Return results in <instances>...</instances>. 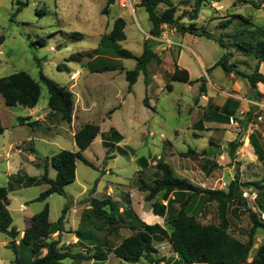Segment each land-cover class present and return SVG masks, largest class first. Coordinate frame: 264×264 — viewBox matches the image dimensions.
Here are the masks:
<instances>
[{
	"label": "rangeland",
	"instance_id": "374dc122",
	"mask_svg": "<svg viewBox=\"0 0 264 264\" xmlns=\"http://www.w3.org/2000/svg\"><path fill=\"white\" fill-rule=\"evenodd\" d=\"M108 1L0 0V36L4 37L0 45V78L26 72L39 81L41 66L46 77L68 90L73 87L77 94L70 124L60 114L48 110L49 93L42 83L36 114L29 108L6 107L0 102L5 128L0 136V188L8 186L11 175L17 177L8 196L13 226L21 233L17 244L30 218L42 211L45 204L50 208V222L56 223L65 206L71 203L63 232L51 236L52 240L59 239L60 250L91 256L99 249L108 255L105 264H132L117 258L114 249L141 230L143 224H159L169 229V220L189 196L173 193L169 201L163 200L166 215H153L152 202L146 201L147 193L139 189V176L152 185L162 175L156 168L158 163H167L177 178L206 190H227L236 174L242 183L264 182V106H260L264 103V85L251 88L246 77L255 72L258 61L235 44V36L242 29L240 16L253 24L252 29L264 28V0H248L258 8L239 0L206 2L197 13L196 0H172L179 24L192 26L198 32L206 31L221 40L226 49L213 40L174 28H169L173 44L160 42L150 35L152 26L148 13L139 6L141 0H118V6L111 8V5L109 15H105L102 12ZM20 2L27 5L16 13ZM165 9L160 4L158 13ZM117 16L126 18V40L114 44L105 37L112 30L111 20ZM76 33L81 36H73ZM40 38L46 39L45 46H31V42ZM146 39L154 41V51L162 63L149 65L147 85L140 74L129 92L126 73L135 69L136 60L117 57L115 48L140 56ZM226 52L227 63L235 65L242 76L227 74L221 67L206 73ZM178 64L190 70L191 80L206 79L205 93L199 90L201 82L189 85L170 81ZM58 65L63 71L58 70ZM106 65H117L124 72H98ZM259 72L264 75V63ZM168 84L171 91L166 88ZM90 85L106 92L96 98L95 104L85 92ZM145 97L149 107L144 104ZM220 115L228 121L218 120ZM18 117L25 118L17 122ZM86 124L100 128L96 140L83 153L94 168L78 161L76 180L66 187V196L54 194L44 202L35 201L47 186L27 187V180L19 186L18 179L40 178L44 173L43 159L61 150L77 152L74 134ZM238 137L241 144L232 160L228 144ZM49 176H56L52 167ZM92 189L95 192L91 193ZM242 194L247 208L264 221V194L246 189H242ZM90 198L116 202L119 211L112 216L114 222L96 215ZM187 212L203 226L219 223L217 203L208 201L204 194L191 198ZM228 217L230 234L246 241L252 223L240 200L230 204ZM78 233L84 238L79 240ZM9 241L0 233V264H13L15 259L14 252L7 248ZM261 245L264 229L260 228L246 264L252 262ZM154 247L157 264H185L169 242L155 241ZM20 255L27 260L33 258L30 247H22ZM64 262L93 264L88 259L66 258ZM134 264L149 263L141 259Z\"/></svg>",
	"mask_w": 264,
	"mask_h": 264
},
{
	"label": "trees",
	"instance_id": "16d2710c",
	"mask_svg": "<svg viewBox=\"0 0 264 264\" xmlns=\"http://www.w3.org/2000/svg\"><path fill=\"white\" fill-rule=\"evenodd\" d=\"M118 0H109L107 6L103 10V14L109 15L110 6ZM223 0H196L194 12L197 13L201 4L206 2H220ZM245 4H251L258 8L253 1L239 0ZM164 4L166 9L162 13H158V7ZM18 13L27 3H18ZM140 7L144 8L148 13L151 23L150 35L153 38H159L162 27L170 28L189 33L198 38L213 40L221 48L226 49L221 40L215 39L206 31L198 32L194 27H185L179 24L176 18V7L172 0H141ZM13 15V17L16 15ZM12 17V21H13ZM197 17V14H196ZM242 21V29L235 36V44L243 53L253 56L257 59V67L252 75L247 76L251 88L256 89L259 84L264 85V75L259 72L261 64L264 63V28L252 29L253 24L244 17H239ZM126 21L123 18L115 19L111 32L105 37L107 40L116 44L126 40ZM73 36L80 37L76 33ZM4 42V37L0 36V45ZM47 43L45 38L31 42V46H45ZM115 53L119 58L135 59L136 67L134 70L126 73L128 81V90L132 92L134 84L140 74L144 75V82L147 85L148 67L155 63L160 65L162 59L154 51V41L146 39L143 44V52L140 56H135L132 52L115 48ZM229 53H225L221 59L212 67L206 70L210 73L217 67H221L227 74H235L242 76L236 69V66L227 63ZM59 71H63L61 66H57ZM67 70V69H66ZM109 71L124 72L122 67L117 65H106L100 69V73ZM39 81H36L26 72H18L10 76L0 78V95L5 100L7 107L23 106L25 108L34 109L41 97L42 83L48 90V108L54 114H60L62 119L70 124L73 119L75 99L73 93L67 88L58 85L53 80L46 77L39 67ZM171 82H182L193 84L201 82L199 90L205 93V78L196 81L190 79V74L186 69L176 66L170 77ZM171 91V85L166 86ZM145 106L149 107L147 97L144 99ZM251 115L248 117L250 120ZM22 118L19 119L21 121ZM218 120L222 122L228 121L227 118L219 116ZM209 121V118H206ZM202 125V121L198 123ZM5 133L0 116V136ZM100 134L99 126L95 124H86L82 126L74 134L77 152L61 150L51 158L43 159L44 173L40 178L25 176L24 179H18V185H23L27 180V187L45 184L47 189L35 199L38 202H44L51 195L57 194L66 196V187L76 180L77 162L81 161L84 165L94 168V165L84 157V152L92 145ZM240 137L234 142L228 144L229 156L235 159V150L240 145ZM35 153V150H32ZM189 153H185L187 156ZM144 162V161H143ZM50 167L55 169L56 176H49ZM161 172V177L156 179L152 185L147 184L141 176H139L140 191L146 192V201L152 202V213L155 216L164 217L167 212V205L163 204V200L169 201L170 196L175 192L189 193V196L181 203L180 208L174 218L169 220V229H165L159 224L147 225L143 224L142 229L132 236L125 238L115 249L114 255L126 263H138L141 259H145L149 264H157L153 257L156 252L154 247L155 241H167L171 244L174 251L179 255L180 261L185 264H246L254 245V238L258 229H264V221L258 214L248 209L242 194V189L255 190L264 194V182L255 181L242 183L239 175L236 174L234 180L229 184L227 190H206L194 186L186 179L177 178L172 168L164 162L156 165ZM17 179L14 175L9 178L7 187L0 188V233L6 235L10 241L7 248L11 249L15 254L13 264H66L64 260L71 258L93 260V264H105L108 255L97 249L91 256L83 254L64 253L59 248V239L52 240L51 236L56 233L63 232V225L71 203H68L62 211V215L56 223L50 222V208L45 204L42 211L34 215L31 219V225L24 231L22 239L16 243L20 232L13 226V218L8 209L9 193L13 191V180ZM95 192L92 189L91 193ZM204 194L208 201L217 203V215L219 223L217 225H201L193 216L189 215L187 210L191 198L195 195ZM160 196L161 199L157 197ZM240 200L247 212L252 226L249 230L246 241H241L233 237L230 232V220L228 217L229 206L232 202ZM90 206L96 215L104 217L107 222H114L112 216L119 211L118 204L111 199L99 200L90 198ZM110 211H108L106 208ZM79 240L84 238L78 233ZM22 247H30L33 258L27 260L20 255ZM43 251H46L44 254ZM250 264H264V245H261Z\"/></svg>",
	"mask_w": 264,
	"mask_h": 264
},
{
	"label": "crops",
	"instance_id": "0c3cea01",
	"mask_svg": "<svg viewBox=\"0 0 264 264\" xmlns=\"http://www.w3.org/2000/svg\"><path fill=\"white\" fill-rule=\"evenodd\" d=\"M115 6H118V4H117V2L115 3V4H113L112 6H111V8H113V7H115ZM110 11H111V9H110ZM117 18H123V19H125L126 20V18L125 17H122V16H117V17H115V18H113L112 20H111V27L113 26V23H114V21H115V19H117ZM199 60H200V63H201V66H202V68L203 69H206V66H205V64H204V62H203V60L201 59V58H199ZM178 66L180 67V68H182V69H185V68H183L180 64H178ZM188 72H189V74H190V70H188V69H186ZM174 72V71H173ZM190 79H191V74H190ZM199 79V78H198ZM193 81V80H192ZM193 84H195V83H193ZM193 84H189V85H193ZM98 88H100V89H102V90H100V89H98ZM105 89L104 88H101V87H97L96 85H90V86H88V87H86V90H85V92H87V94H88V98H90V102L91 103H93V104H95L96 103V98L97 97H99V96H102V95H104V94H106V92L104 91ZM70 91L73 93V95H77L76 94V92L73 90V87L70 89ZM1 97H2V95H0ZM0 97V102L2 103V104H5V100H4V98L2 97L1 98ZM123 100H125V98H123ZM5 106H6V104H5ZM7 107V106H6ZM38 105L34 108V109H31L32 110V112L31 113H37V111H38ZM42 110V109H41ZM48 110H50L49 108H48ZM20 118H25V117H18L17 119V122L19 121V119ZM33 217V216H32ZM32 217L30 218V224L28 225V227L31 225V219H32ZM24 234V233H23ZM22 234V235H23ZM20 235H21V233H20Z\"/></svg>",
	"mask_w": 264,
	"mask_h": 264
},
{
	"label": "built area",
	"instance_id": "2783aa9c",
	"mask_svg": "<svg viewBox=\"0 0 264 264\" xmlns=\"http://www.w3.org/2000/svg\"><path fill=\"white\" fill-rule=\"evenodd\" d=\"M169 28L170 27H168L166 25L162 27L161 35H160L159 38H157L158 41L163 42V43L165 42V43H172L173 44V42H171V39H170V30H169ZM260 106L263 107L264 103L262 105H260Z\"/></svg>",
	"mask_w": 264,
	"mask_h": 264
}]
</instances>
